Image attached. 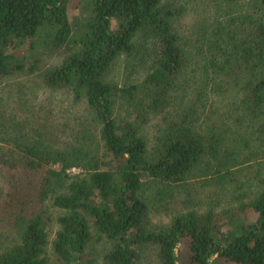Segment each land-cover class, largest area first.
<instances>
[{"label": "trees", "instance_id": "16d2710c", "mask_svg": "<svg viewBox=\"0 0 264 264\" xmlns=\"http://www.w3.org/2000/svg\"><path fill=\"white\" fill-rule=\"evenodd\" d=\"M205 1L212 17L182 35L168 0H0V81L70 49L29 79L66 100L25 84L0 98V264H47L55 225L65 264L95 263L93 229L107 264H141L150 244L161 264H264V167L231 216L201 211L193 189L226 192L243 149L264 156V0ZM122 57L144 63L142 79L110 78ZM155 204L179 206L152 226Z\"/></svg>", "mask_w": 264, "mask_h": 264}, {"label": "rangeland", "instance_id": "374dc122", "mask_svg": "<svg viewBox=\"0 0 264 264\" xmlns=\"http://www.w3.org/2000/svg\"><path fill=\"white\" fill-rule=\"evenodd\" d=\"M172 6L178 8L180 10V14L175 19V28L177 31L185 35L188 31L190 24L194 21L195 18H204L205 15L212 17V15L208 12L203 14V7L205 0H168ZM71 17L73 19L74 15L79 11L78 8L74 7L71 3ZM80 7L81 4L79 3ZM77 6V7H78ZM207 9V4L205 5ZM40 49L37 47L33 52L38 54ZM70 53V49L68 45H62L59 48L53 49L52 51H47L46 53L41 54L42 60L41 65L35 69L33 73L28 76V78L17 77L12 79H4L0 81V98L7 99L9 89L17 88L22 84L27 85L25 87V91L31 95V90L36 95L38 99H53L55 101H63L67 99V94L62 91H52L47 88H33L29 85L31 84L29 79L38 75L43 69L49 66H55L62 63L65 57ZM122 57L115 66L111 68L110 78L116 80L120 85L130 84L132 82H136L137 80L142 79L147 70L143 65L138 63L137 61H132L131 58ZM125 59V60H124ZM32 89H31V88ZM224 103L222 97H218ZM211 100L214 99L213 95H210ZM220 106V105H219ZM150 133H153V127L149 128ZM151 135V134H150ZM246 154L243 158V164L238 166L240 167V171L236 175V180L231 186V189L226 192L218 190L217 187H213L214 185H203L201 182H197L193 184V189L199 194V201L202 202L200 204V209L213 208V210L221 215L226 216V214H233L234 211H238L237 209L242 203L250 202L253 195L257 192V184L258 180L254 178V172L257 168L264 167V156L263 155H255L245 149ZM76 171V170H75ZM258 171V170H257ZM262 174V169H259ZM198 181V180H197ZM245 191L243 194L242 192ZM239 192V193H238ZM236 195V196H235ZM166 201H170L169 198H166ZM167 205L168 202H167ZM175 205V204H174ZM170 206L169 212L162 211L161 208L156 205H152L151 210L149 211V221L152 226L165 224L171 221L173 213L176 206ZM57 212L53 213V219H55ZM56 229V225L52 228L50 232L49 243L46 247V252L48 254V262L47 264H65L60 260L52 251V236L54 235V231ZM88 252H91L95 257L94 264H107L105 259V254L110 249V241L103 234L93 229V236L89 243ZM90 253V254H91ZM141 264H161L160 258L158 256V247L154 244H150L146 246L142 251V257L140 260Z\"/></svg>", "mask_w": 264, "mask_h": 264}]
</instances>
